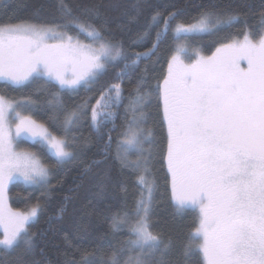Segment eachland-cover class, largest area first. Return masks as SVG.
I'll use <instances>...</instances> for the list:
<instances>
[{"label": "snow or ice", "instance_id": "obj_1", "mask_svg": "<svg viewBox=\"0 0 264 264\" xmlns=\"http://www.w3.org/2000/svg\"><path fill=\"white\" fill-rule=\"evenodd\" d=\"M58 12L61 23L53 26L27 21L0 24V81L14 89L51 86L56 89L49 101L53 112H64V137H58L32 118L31 97L10 101L0 95L3 253L27 256L33 252L35 234L30 228L40 210L39 203L27 212L7 208L8 184L51 186L48 167L35 152L17 150V142L30 139L50 153L57 165L69 163L76 159V152L66 137L89 112L91 126L103 140L108 123L115 126L116 109L124 106L118 82L122 74L135 70L142 58L156 55L171 33L175 47L166 74L147 90L141 77L124 106L125 123L115 142V159L121 169L136 174L138 195L131 207L125 204L113 215L111 230L127 232L128 237L100 264H167L172 242L152 225L154 134L144 125L145 110L153 98L166 128L165 160L176 211L198 213V227L183 254L202 255V264H264V16L258 28L246 26L242 39L225 37L228 42L204 56L190 49L189 42L203 34L218 35L237 22L236 15L206 10L186 25L176 22V12L157 11L138 33L139 40L152 41L151 47L133 53L109 39L90 19L74 15L65 0H58ZM94 14L98 15L91 9L84 12L88 17ZM241 61H246V69L240 67ZM110 71L117 82L102 83ZM94 85H100L94 102L88 99L76 110H63L60 93L80 87L91 91ZM112 144L109 132L103 145L106 155ZM133 154L135 160L130 159ZM97 187L96 195L103 196V184ZM82 260L95 264L86 256Z\"/></svg>", "mask_w": 264, "mask_h": 264}, {"label": "trees", "instance_id": "obj_2", "mask_svg": "<svg viewBox=\"0 0 264 264\" xmlns=\"http://www.w3.org/2000/svg\"><path fill=\"white\" fill-rule=\"evenodd\" d=\"M65 3L71 7L74 15L90 19L96 27L103 28L109 39L122 43L133 53L144 52L151 47L152 41L139 40L138 33L157 11L163 15L176 12V22L186 25L194 23L206 10L236 15L237 22L218 35L203 34L189 42L190 49H196L204 56L212 55L216 47L228 42L225 37L242 39L241 33L246 30V26L258 28L264 16V0H65ZM89 9L98 15L84 16V12ZM21 21L47 26L61 23L58 0H0V24ZM167 37L160 44L156 55L142 58L135 70L122 74L118 82L125 97L124 106L127 105L129 91L141 77L147 82L143 85L147 90L155 88L166 74L167 61L175 47L171 33ZM81 41L86 43L87 38L82 36ZM104 82H117L114 73L110 71L103 78ZM99 87L94 85L91 91L81 87L76 91L60 93L63 110H76L88 99L94 102ZM55 91L51 86L43 87L40 84L14 89L6 83H0V95L10 101L31 97L34 101L30 113L32 118L43 123L53 135L64 137V112L54 114L53 106L49 103ZM124 106L116 109L115 126L111 121L108 123L103 140L91 126L90 112L80 119L66 137L76 152V159L69 163L57 165L55 158L46 150L42 151L38 145L28 142L17 145L18 150L35 152L41 163L48 167L51 186H26L18 182L11 184L8 199L13 210L25 212L37 203L40 205L30 228V232L35 234V247L27 256L21 252L4 254L0 249V264H21V261L27 264H83V256L100 264L102 257L106 260L112 249L127 239V232L115 233L111 230L113 215L125 204L131 207L138 195L136 174L121 169L115 159V142L120 139L125 123ZM54 115H59V119H54ZM145 117L144 127L154 134L150 165L155 182L152 208L154 231L172 242L167 264H202V255L186 257L183 254L184 246L198 227V213L192 210L176 211L165 160L166 128L155 98L152 99L151 107L145 110ZM109 132L113 144L112 150L106 155L103 145L107 143ZM136 158L134 154L130 155L131 160ZM99 184H103L104 194L98 197Z\"/></svg>", "mask_w": 264, "mask_h": 264}, {"label": "rangeland", "instance_id": "obj_3", "mask_svg": "<svg viewBox=\"0 0 264 264\" xmlns=\"http://www.w3.org/2000/svg\"><path fill=\"white\" fill-rule=\"evenodd\" d=\"M240 67L241 68H247V63H246V61H241L240 62ZM0 83H5L4 81H0ZM81 88V87H80ZM79 89V88H78ZM78 89H76V90H78ZM76 90H74V91H76ZM67 91H73V90H67ZM39 123V122H38ZM21 142H28V143H31V144H33L32 143V141L30 140V139H25V140H21V141H18L17 142V145L19 144V143H21ZM18 150V149H17ZM20 151H23V150H20ZM22 183V184H24V185H26L23 181H15V182H13V183ZM13 183H9L8 184V192H9V188H10V186H11V184H13ZM26 186H35V185H26ZM6 206H7V208H10L11 210H13L11 207H10V205H9V199H8V193H7V197H6ZM13 211H16V210H13ZM21 212H23V211H21ZM25 212H27V211H25ZM36 219V218H35ZM35 221V220H34ZM0 236H2V232H0Z\"/></svg>", "mask_w": 264, "mask_h": 264}]
</instances>
